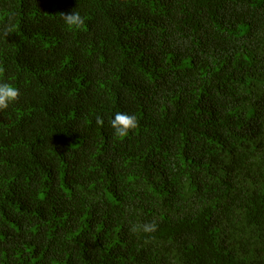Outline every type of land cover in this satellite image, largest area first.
<instances>
[{
  "label": "trees",
  "instance_id": "obj_1",
  "mask_svg": "<svg viewBox=\"0 0 264 264\" xmlns=\"http://www.w3.org/2000/svg\"><path fill=\"white\" fill-rule=\"evenodd\" d=\"M0 82V264H264V0H0Z\"/></svg>",
  "mask_w": 264,
  "mask_h": 264
},
{
  "label": "clouds",
  "instance_id": "obj_2",
  "mask_svg": "<svg viewBox=\"0 0 264 264\" xmlns=\"http://www.w3.org/2000/svg\"><path fill=\"white\" fill-rule=\"evenodd\" d=\"M62 18L69 27H79L84 24V18L79 12L73 11L71 13H62ZM11 29L5 32V35L10 34ZM19 89L9 83L0 82V110L7 109L9 104L19 99ZM96 123L103 126L104 119L102 116L96 117ZM110 126L114 129V135L117 137H126L130 131L138 127V120L135 115L124 112H117L114 119L109 121ZM145 233H152L156 231L157 225L155 222L144 224L140 226ZM140 230L137 226H133L130 231L133 233Z\"/></svg>",
  "mask_w": 264,
  "mask_h": 264
}]
</instances>
